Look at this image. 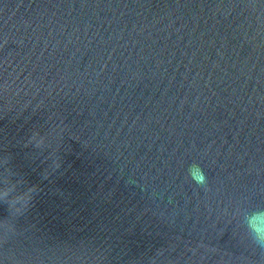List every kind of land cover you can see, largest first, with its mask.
I'll use <instances>...</instances> for the list:
<instances>
[{
  "label": "water",
  "instance_id": "95a60500",
  "mask_svg": "<svg viewBox=\"0 0 264 264\" xmlns=\"http://www.w3.org/2000/svg\"><path fill=\"white\" fill-rule=\"evenodd\" d=\"M5 175L0 264H264V0H0Z\"/></svg>",
  "mask_w": 264,
  "mask_h": 264
},
{
  "label": "clouds",
  "instance_id": "9594fccd",
  "mask_svg": "<svg viewBox=\"0 0 264 264\" xmlns=\"http://www.w3.org/2000/svg\"><path fill=\"white\" fill-rule=\"evenodd\" d=\"M37 137H39V133H33L31 140L35 141V146L39 148L43 144V137H39V139ZM188 173L197 185H206L207 178L198 165H191ZM3 184L4 186L0 187V202L7 206L9 217L14 219L29 207L34 187L29 188L27 191L16 192V185L12 183L8 175L3 177ZM243 223L252 242L258 248L264 250V210H254L250 214L245 213ZM0 229H3L5 235H7L15 232V225L11 222V219L6 218L0 222Z\"/></svg>",
  "mask_w": 264,
  "mask_h": 264
}]
</instances>
